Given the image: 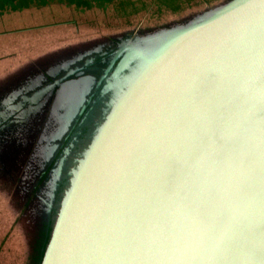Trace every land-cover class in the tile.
Masks as SVG:
<instances>
[{"label": "water", "instance_id": "1", "mask_svg": "<svg viewBox=\"0 0 264 264\" xmlns=\"http://www.w3.org/2000/svg\"><path fill=\"white\" fill-rule=\"evenodd\" d=\"M145 60L41 264H208L264 197V0H229Z\"/></svg>", "mask_w": 264, "mask_h": 264}, {"label": "rangeland", "instance_id": "2", "mask_svg": "<svg viewBox=\"0 0 264 264\" xmlns=\"http://www.w3.org/2000/svg\"><path fill=\"white\" fill-rule=\"evenodd\" d=\"M4 1L0 15L33 0ZM34 1L62 5L60 27L23 37L31 43L17 52L0 51V264H41L81 164L145 58L156 55L163 34L229 0ZM50 17L28 14L22 24ZM250 204L212 264H264V197L251 214Z\"/></svg>", "mask_w": 264, "mask_h": 264}, {"label": "crops", "instance_id": "3", "mask_svg": "<svg viewBox=\"0 0 264 264\" xmlns=\"http://www.w3.org/2000/svg\"><path fill=\"white\" fill-rule=\"evenodd\" d=\"M11 4H15V0L13 3L11 2ZM31 4H35V1L33 0ZM31 4L26 5L27 8L24 7L25 9L10 8L11 12L0 15V30H3L0 31V36L3 37L0 38V51L2 48H7L8 51L12 50L13 52L16 50L15 52H17L18 47L23 48V46L27 43H31V41L28 42L22 38L28 36L29 34L32 35L35 31L41 33L42 30L48 29V32L42 33L44 36L47 34L53 36L54 34L58 33L57 31L60 25H56L54 23L58 21V14L61 12L57 7V5L60 4L57 2L52 3L51 5L54 6L51 9L48 7H43L45 4H40L39 6H31ZM24 12L27 15L29 14L30 17L41 16L43 14H47L51 17L49 18V21L40 20L36 24H28L26 22L24 26L22 23L26 21L27 17V15L24 14V17L21 19V15Z\"/></svg>", "mask_w": 264, "mask_h": 264}, {"label": "bare ground", "instance_id": "4", "mask_svg": "<svg viewBox=\"0 0 264 264\" xmlns=\"http://www.w3.org/2000/svg\"><path fill=\"white\" fill-rule=\"evenodd\" d=\"M126 51H127V50H126ZM42 91H43V90H42ZM44 91H45V90H44ZM37 94H38V93H37ZM39 95H40V94H39ZM27 103H28V102H27ZM263 205H264V204H263ZM248 206H250V205H248ZM246 208H247V207H246ZM248 208H249V207H248ZM248 208H247V209H248ZM261 208H262V206H261ZM247 209H246V210H247ZM257 210H258V209H257ZM257 210H256V211H257ZM256 211H255V214H256ZM244 212H245V208H244ZM257 213H258V212H257ZM243 214H244V213H243ZM58 217H59V216H58ZM253 217H254V216H252V218H253ZM57 220H58V219H57ZM240 221H241V220H240ZM240 221H239V222H240ZM248 221H249V220H248ZM251 222H252V219H251ZM251 222L249 221L248 223H251ZM245 223H246V221H245ZM247 227H248V226H247ZM226 228H227V227H226ZM244 230H245V229H244ZM233 235H234V233H233ZM240 235H241V234H240ZM242 241H243V240H242ZM259 244H260V243H259ZM221 245H222V244H221ZM218 246H219V245H218ZM218 246H217L216 250L219 249ZM221 247H222V246H221ZM231 249H232V248H231ZM231 249H230V250H231ZM254 250H255V249H254ZM217 251H218V250H217ZM233 251H234V250H233ZM239 251H241V249H240ZM230 252H231V251H230ZM211 253H212V252H210L208 256H211ZM213 253H214V252H213ZM216 253H217V252H216ZM226 254H227V253H226ZM251 254H252V253H251ZM213 255H214V254H213ZM250 256H251V255H250ZM215 258H217V257H215ZM215 258H214V259H215ZM211 259H212V256L209 258L208 264H210ZM236 261H237V259H236ZM238 261H239V260H238ZM216 262H218V261H216ZM212 263H213V262H212ZM212 263H211V264H212ZM225 263H226V262H225ZM234 263H235V262H234ZM234 263H233V264H234Z\"/></svg>", "mask_w": 264, "mask_h": 264}, {"label": "trees", "instance_id": "5", "mask_svg": "<svg viewBox=\"0 0 264 264\" xmlns=\"http://www.w3.org/2000/svg\"><path fill=\"white\" fill-rule=\"evenodd\" d=\"M4 3H8V4H10L11 2H10V0H5ZM43 257H44V256H43ZM42 260H43V259H42Z\"/></svg>", "mask_w": 264, "mask_h": 264}]
</instances>
